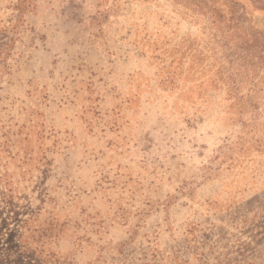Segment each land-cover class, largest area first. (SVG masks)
Here are the masks:
<instances>
[{
    "label": "rangeland",
    "instance_id": "rangeland-1",
    "mask_svg": "<svg viewBox=\"0 0 264 264\" xmlns=\"http://www.w3.org/2000/svg\"><path fill=\"white\" fill-rule=\"evenodd\" d=\"M0 264H264V10L0 0Z\"/></svg>",
    "mask_w": 264,
    "mask_h": 264
},
{
    "label": "trees",
    "instance_id": "trees-1",
    "mask_svg": "<svg viewBox=\"0 0 264 264\" xmlns=\"http://www.w3.org/2000/svg\"><path fill=\"white\" fill-rule=\"evenodd\" d=\"M253 6L257 7L258 9L264 10V0H249Z\"/></svg>",
    "mask_w": 264,
    "mask_h": 264
}]
</instances>
